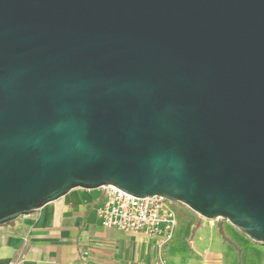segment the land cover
<instances>
[{
	"label": "water",
	"instance_id": "obj_1",
	"mask_svg": "<svg viewBox=\"0 0 264 264\" xmlns=\"http://www.w3.org/2000/svg\"><path fill=\"white\" fill-rule=\"evenodd\" d=\"M109 186L264 245V0H0V226Z\"/></svg>",
	"mask_w": 264,
	"mask_h": 264
},
{
	"label": "crops",
	"instance_id": "obj_2",
	"mask_svg": "<svg viewBox=\"0 0 264 264\" xmlns=\"http://www.w3.org/2000/svg\"><path fill=\"white\" fill-rule=\"evenodd\" d=\"M103 194L72 190L38 211L0 226V264H264L256 244L226 221L202 222L181 204H169L176 226L147 236L100 226Z\"/></svg>",
	"mask_w": 264,
	"mask_h": 264
},
{
	"label": "built area",
	"instance_id": "obj_3",
	"mask_svg": "<svg viewBox=\"0 0 264 264\" xmlns=\"http://www.w3.org/2000/svg\"><path fill=\"white\" fill-rule=\"evenodd\" d=\"M100 190L103 201L97 211V219L101 227L124 233L156 236L162 225L166 229L164 242L171 240L176 226L175 217L167 207L171 203L161 197L136 198L111 186Z\"/></svg>",
	"mask_w": 264,
	"mask_h": 264
},
{
	"label": "rangeland",
	"instance_id": "obj_4",
	"mask_svg": "<svg viewBox=\"0 0 264 264\" xmlns=\"http://www.w3.org/2000/svg\"><path fill=\"white\" fill-rule=\"evenodd\" d=\"M89 192L91 193V196L92 197H95V198H97L100 195V190H93V191H89ZM197 217L202 222H213V223H216L218 221V220H215V221H207V220H204V219L200 218L199 216H197ZM219 221H223V220H219Z\"/></svg>",
	"mask_w": 264,
	"mask_h": 264
}]
</instances>
